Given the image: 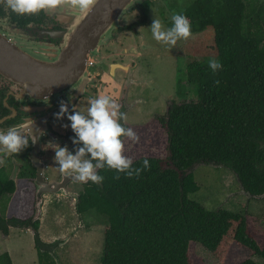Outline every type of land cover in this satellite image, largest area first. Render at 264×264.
<instances>
[{
    "label": "trees",
    "instance_id": "obj_1",
    "mask_svg": "<svg viewBox=\"0 0 264 264\" xmlns=\"http://www.w3.org/2000/svg\"><path fill=\"white\" fill-rule=\"evenodd\" d=\"M178 14L190 21L192 35L213 32V55L186 65L182 102L160 120L166 159L135 160L132 169H142L147 159L150 170L134 172L132 179L105 166L97 173L103 182L81 194V212L107 221L101 264H193L195 244L222 264L232 245L264 260L247 212L209 211L189 199L199 192L190 172L196 165L228 169L245 192L264 195V0H192ZM211 60L223 70L213 73ZM13 192L14 185L0 179V201ZM26 204L34 207V198ZM21 226L39 230V224ZM0 233L9 235L1 217ZM36 240L40 264H55ZM0 264H12L9 254L0 256Z\"/></svg>",
    "mask_w": 264,
    "mask_h": 264
},
{
    "label": "rangeland",
    "instance_id": "obj_2",
    "mask_svg": "<svg viewBox=\"0 0 264 264\" xmlns=\"http://www.w3.org/2000/svg\"><path fill=\"white\" fill-rule=\"evenodd\" d=\"M150 1L157 4V9L154 7V11H149L148 26L140 29L141 35L139 37L129 35L125 41L120 40V43L123 41L122 46L113 44L107 46L108 42L106 41L112 32L111 28L98 48L99 53L94 52L90 57L96 62V66L88 69L91 76L101 75L111 71L109 63L119 62L124 65H132L139 60L140 56L138 57L137 54H142L139 71L135 73L131 70L127 77L128 81L137 80L140 83L139 87L131 89V92L135 94L136 100L132 101L136 107H132L125 120L139 137L138 143H133L127 138L124 140L123 155L132 162L142 157L166 159V132L156 121L152 122L151 113H158L159 108L166 111L168 103L177 99L174 97V92L178 93V98L181 101L179 93L182 92H180V87L186 65L202 62L206 56L213 55V32L211 30L192 35L187 41H178L175 47L164 46L152 37L150 27L155 19L161 21L158 17H161L163 10L167 22L164 23L162 19L161 23L163 30L167 31L170 29L167 23H171L172 26V17L182 10L183 4H188L192 0ZM130 16L127 12L124 13L114 25V29L122 24H130L132 22ZM139 44L145 48L148 46L155 49L156 56L151 61L149 60V63L145 61L149 54L143 53V47L138 46ZM137 46V54H133L132 50ZM122 49H131L124 60L116 58L117 55L123 54ZM107 52L112 55L110 58H113L105 61L101 55L107 56ZM122 76H124L122 71L116 72V80H121ZM179 100L177 99V103H181ZM189 100L190 98L186 99V101ZM76 114L85 117L87 115L83 109H80ZM165 116L164 114L162 117L165 118ZM136 125L138 126L134 128ZM53 174V169L47 170L45 173L47 179H52ZM192 174L199 187V192L189 195V199L209 211L226 209L240 214L247 212L250 231L260 247H263L264 201L248 199L242 192L236 176L228 169L213 165H200ZM62 198L64 199V197ZM28 199L31 202L32 195H23L21 198L18 194L3 197L0 201V215L7 220L16 219V215L29 219L34 207L28 208L29 204H26ZM63 199L57 201L55 196L46 197L42 214L44 217L41 218L42 220L40 219L41 225L37 233L22 228H11L9 236L0 233V256L5 253L9 254L12 264H40L36 247L38 238L44 244L38 242L42 252H49L47 246H54V257L50 253L48 255L55 264H101L106 219L89 212L86 217H81L82 221H79ZM190 256L193 264H222L200 245H191ZM49 257L45 259L51 263ZM247 259H251L257 264H264L263 259L250 254L237 245L231 246L224 264H240Z\"/></svg>",
    "mask_w": 264,
    "mask_h": 264
},
{
    "label": "flooded vegetation",
    "instance_id": "obj_3",
    "mask_svg": "<svg viewBox=\"0 0 264 264\" xmlns=\"http://www.w3.org/2000/svg\"><path fill=\"white\" fill-rule=\"evenodd\" d=\"M101 1L98 0L97 4ZM159 1L165 2L169 0ZM146 3L149 5H146ZM185 5L183 4L182 8ZM154 7L157 9V4H153L150 0L136 1L134 8L127 12V14L131 15L132 22L128 25L122 24L117 26L114 30L112 29L107 46L112 44L122 46V42L129 35L139 37L141 35L140 29L148 26V13L149 11H154ZM145 12L147 13L146 16ZM87 14L81 13L79 10L65 4L53 11L44 10L36 15L20 16L12 13L7 7L0 5V41L8 42L12 47L25 54V56L31 57L35 62L56 64L66 51L70 38L77 26ZM164 15L166 14H164L163 10L161 17L158 18L161 21L163 19V22L166 23L167 19ZM167 24L171 28V23ZM104 37L101 41L104 40ZM120 40L123 41L120 43ZM138 46L142 45L139 44ZM138 46L137 48H133V54H137ZM142 47L144 50L142 52L149 54L145 60L149 63V60L151 61L156 56L155 49L148 46L147 48L145 46ZM122 51L123 54L117 55V59L124 60L131 49H122ZM107 54V56L101 55L105 61L113 58H110L112 56L110 53L107 52ZM137 56L141 57L142 54H137ZM140 57L137 63H132V65H124L119 62L109 63L108 66L111 67V71L102 73L101 75L96 74L95 76H91L88 73V69L94 68L96 62L88 59L86 61L84 76L60 87L55 92L44 95L38 93L34 86L29 87L21 78L12 79L0 73V133L7 134L8 130L16 129L29 141L28 147L23 149L18 155H13L0 149V161L3 162L0 163V179L14 185V192L6 195V197L18 194L20 198L23 195H32L34 198V211L29 219H27L28 217L24 219V217H17L16 215V219L13 218L12 220L14 221L12 222L0 215L2 227L6 226L10 231L11 228L20 229L24 227L21 226L22 223H28L29 226L30 224H39L40 228V222L44 215L41 220L34 221L37 217L35 198L37 195L38 176V169L34 159L39 161L41 174L45 183H58L63 188L61 190L71 195V197L63 199L58 194H45L43 196V207L46 203V197L55 196L57 201L63 199L66 202L69 209L72 210V214L79 221H82L80 220L82 216L86 217L89 212H81L80 196L84 192L85 187L92 182L81 184L71 176L61 172L59 164L55 160L56 151L61 148H66L72 155H76L79 150V147L72 143L75 133L72 131L67 117L76 114L80 109H83L87 113L91 101L104 96L117 103L122 113L127 117L132 107H136L134 103L136 100L135 94L131 92V89L139 87L138 84H140L137 80L128 81L127 77L131 70L135 73L139 71L140 59H142ZM118 71H122L124 74L121 80H116V72ZM174 95L179 100L178 93L174 92ZM133 99L134 102L132 101ZM177 99L168 103L166 111H162V108H159L158 113L152 112V122L157 121L160 125L162 116L164 114L167 115L173 103H177ZM62 105L66 106L68 111L62 119L57 120L55 117L60 113ZM86 118H88L87 115ZM125 120L119 121L121 126L126 129H133ZM138 125L134 126V128ZM33 139L35 143L32 142ZM124 140L125 138H123V143ZM82 159L90 160L91 158L86 154ZM91 162L94 165L98 163V161ZM50 169L54 170V174L52 175V179H47L45 173ZM99 170L97 169L96 174ZM25 230L32 232L30 228Z\"/></svg>",
    "mask_w": 264,
    "mask_h": 264
},
{
    "label": "clouds",
    "instance_id": "obj_4",
    "mask_svg": "<svg viewBox=\"0 0 264 264\" xmlns=\"http://www.w3.org/2000/svg\"><path fill=\"white\" fill-rule=\"evenodd\" d=\"M97 3L98 0H0V5L20 16L36 15L44 10L53 11L65 4L87 14ZM172 23L173 26L165 31L161 21L155 19L150 27L154 40L164 46L175 47L178 41H187L191 37V24L186 16L174 15ZM208 66L213 73L223 70L222 64L217 60H211ZM67 111V107L62 105L55 119H62ZM87 117L80 114L67 117L77 137L72 140V143L82 144L84 147L80 148L76 155L70 154L66 148L56 151L55 160L61 172L81 184L88 182L100 184L103 182V177L96 174V169H103L105 166L117 173L125 174L128 179L134 178V172L135 176H139L141 171L150 170L147 159L143 161L142 169H132V160L123 155L122 138L138 143L139 137L131 129L121 126L119 121L127 117L117 103L107 96L93 99L87 111ZM32 142L35 143V140L33 139ZM28 145V139H25L16 129L8 130L7 134L0 133V149L7 153L18 155ZM86 154L90 156V160L82 159ZM91 161H98V163L94 165ZM0 163L3 162L0 161ZM116 179H119V175Z\"/></svg>",
    "mask_w": 264,
    "mask_h": 264
},
{
    "label": "water",
    "instance_id": "obj_5",
    "mask_svg": "<svg viewBox=\"0 0 264 264\" xmlns=\"http://www.w3.org/2000/svg\"><path fill=\"white\" fill-rule=\"evenodd\" d=\"M136 1L138 0H102L79 23L70 38L66 51L56 64L35 62L8 42L0 41V73L12 79L21 78L29 87L34 86L35 90L43 95L55 92L60 87L76 81L84 76L86 61L98 51L101 39L111 28L114 29V25L124 13L134 8ZM34 160L38 169L35 198L37 217L34 220L36 222L42 218L45 194H58L64 198L71 197V195L61 190L63 188L58 183H45L39 161ZM197 167L199 165L194 166L190 172L192 173ZM241 190L248 199L264 200V195L253 197L242 188ZM47 249L54 257V246H47Z\"/></svg>",
    "mask_w": 264,
    "mask_h": 264
}]
</instances>
